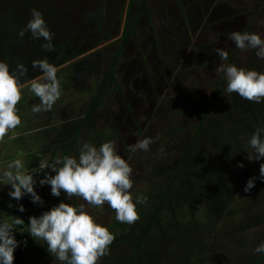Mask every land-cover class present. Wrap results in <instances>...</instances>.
I'll return each instance as SVG.
<instances>
[{
    "label": "rangeland",
    "instance_id": "374dc122",
    "mask_svg": "<svg viewBox=\"0 0 264 264\" xmlns=\"http://www.w3.org/2000/svg\"><path fill=\"white\" fill-rule=\"evenodd\" d=\"M44 2L55 10L49 20L43 18L54 34L51 52L42 49L41 45L46 43L43 38L33 39L30 32L19 38V31L31 19L30 10L20 5V0H0V36L10 38L9 58L1 56L0 61L6 62L10 71H15L21 63L29 70L33 61L45 57L56 66L57 53L64 45L86 41V51L56 66L58 79L65 75L70 79L61 82V96L50 111L33 113V105L40 101L28 88L23 90L22 109L26 110L24 118L21 116L23 126L35 127L43 119L37 128L49 122L58 134L82 121L102 75L111 71L114 60L119 59L113 88L81 130L71 157L79 159L85 143L99 148L105 142L115 141L118 154L133 169L134 184L130 191L134 200L143 197L146 203H142L152 207L160 197L166 196L169 187L183 195L172 214H167L172 225L166 232L153 239L148 237L146 245L142 239L143 243L134 246V242H124L128 230H118L109 254L99 264H126L130 253L137 264H264V253L254 252L264 242V181L259 178L264 159L249 161L246 157L254 150L234 141L239 132L233 123L239 118L252 121L253 116H242V105L247 100L236 93L225 94L226 88L222 87H227V80L223 73L215 71L222 63H228L264 73V59L256 56L257 49L242 51L229 39V34L235 31L257 33L264 39V0ZM98 6L103 15L97 18L104 16V21L96 33L89 30L91 25L86 19ZM125 36L127 41L123 43ZM216 48L228 52L226 62L215 53ZM78 52L79 49L74 50ZM40 75L38 69L27 81ZM107 87L105 84L104 88ZM169 92H176V99H180L175 101L176 105H171L173 101L168 103ZM247 104L264 107V102ZM231 111L235 114L230 115ZM259 120L264 128V121ZM203 124H206L204 129ZM240 124L242 131L250 132V127L244 129ZM48 134L46 129L37 132L32 128L29 132L35 138L45 137L43 142L54 137ZM238 137L243 140L242 136ZM145 138L153 141L149 151L130 150L131 145ZM28 140L25 135L17 141L24 146ZM40 148L35 139L31 147L24 149L23 157L42 151ZM54 156L59 154L54 152ZM240 163L243 168L238 167ZM252 177H257L255 186L245 192ZM11 190L10 185L4 190L0 188V215L16 211L21 204V200L9 197ZM206 195H219L223 211L209 213ZM43 201L40 215L61 202L75 206L85 203L101 226L108 228L116 220L114 210L107 203L92 207L75 196L69 200L63 191L60 197H54L51 187ZM130 227L127 229L133 231ZM142 227L143 224L138 226L136 233ZM133 236L138 235L133 232ZM15 238L20 242L17 248L21 253H14V264H61L52 253L49 256L46 241L32 237L29 228ZM174 238H178L177 246ZM198 240L205 249L199 246L195 253L193 244ZM37 254L43 255L34 258Z\"/></svg>",
    "mask_w": 264,
    "mask_h": 264
},
{
    "label": "clouds",
    "instance_id": "9594fccd",
    "mask_svg": "<svg viewBox=\"0 0 264 264\" xmlns=\"http://www.w3.org/2000/svg\"><path fill=\"white\" fill-rule=\"evenodd\" d=\"M31 19L18 33L23 39L27 32L33 39L46 41L41 47L45 51L53 50V33L50 32L42 13L31 9ZM229 39L242 51L257 49L256 56L264 59V39L257 33L235 31L229 34ZM215 53L226 62L228 52L216 48ZM32 67L39 69L42 75L25 83L28 69L21 63L15 71H10L6 62L0 61V142L5 136L21 124L17 105L22 99V93L28 88L40 103L33 105V113L50 111L61 96V83L57 77L58 67L49 63L48 58L35 60ZM217 74L223 73L227 80L225 94H238L242 99L260 104L264 102V73L255 70L238 68L235 65L222 63L215 69ZM264 128H257L248 139V146L254 150L246 157L249 161L264 159ZM153 141L150 138L139 140L130 150L149 151ZM58 165H62L58 167ZM238 167L243 168L242 163ZM8 170L0 175V183L11 185L9 197L20 201L25 195L31 196L33 204L43 205L44 201L34 190L37 180L34 176L41 173L44 178L39 184L50 185L51 195L60 197L63 191L67 198L75 196L92 207H102L107 203L114 210L116 220L122 224L132 225L139 219L138 203H146L143 197L134 201L131 189L133 169L129 163L118 154L115 141L103 143L99 148L85 143L80 150L79 159L70 156L57 157L54 163L41 160L38 168L30 171L24 169L21 159L8 164ZM51 169L55 175L45 172ZM259 178L264 181V163L260 164ZM257 177L247 181L245 192L255 186ZM13 205L9 204V207ZM18 211L24 212L20 205ZM24 221L16 217L12 223H0V264H14V252L19 243L14 235V225H22ZM29 234L32 237L46 241L48 252L52 253L61 264H99L102 257L109 254V247L116 239L107 227L98 224L85 203L79 206L61 202L39 217H29ZM27 244V241H24ZM254 252L264 253V242H261Z\"/></svg>",
    "mask_w": 264,
    "mask_h": 264
},
{
    "label": "trees",
    "instance_id": "16d2710c",
    "mask_svg": "<svg viewBox=\"0 0 264 264\" xmlns=\"http://www.w3.org/2000/svg\"><path fill=\"white\" fill-rule=\"evenodd\" d=\"M98 3L100 4V1H98ZM20 5H22L24 8L29 9V10L37 9L38 11H40L42 13L43 18L45 20H49L51 18V16L53 15V13L55 12V10L49 8L50 6L45 5L44 0H20ZM99 14L103 15V11H102L101 6L94 7L90 12V16L87 17L88 19H86L87 20L86 23H89V25H91L89 30L92 32H96V33L100 32L101 24H102L101 21H104V16H102L101 19H98L97 16H100ZM9 41H10V38L0 36V57L2 56V57L9 58V56H8L9 48H10ZM126 41H127V37L125 36L123 38L122 42L126 43ZM86 44H87L86 41H83V42L80 41L79 43H77L74 46L73 45H64L62 47V49L60 51H58V53H57L59 55L57 56V59H56V66L64 64L65 62L70 61L72 58H74L78 54L85 52L86 51ZM84 46H85V48H84ZM76 49L77 50L79 49L78 53H74V50H76ZM113 63H114V66L112 67V70L108 71L106 74L102 75L100 84L97 85L95 93L92 95L91 100L85 109V113H84V116L82 117V121H77L74 124H72L69 129L59 133L57 135V138L54 140V141H56V144H57L53 148L54 151L55 150L60 151L59 156H57V157H60V158H62L63 156H70L71 157V155L73 154V147L75 146L76 139L80 135L81 130L84 129V127L88 123V121L91 120V116L94 114L95 111L98 110L100 105L103 104V100L107 97L108 93L112 90L113 78L116 76V73H117L116 68L119 65V59L114 60ZM23 65H24V63H23ZM36 70H38V69H35L31 66L27 72L28 75L26 74V76L22 77L21 79L24 82H27V79L30 75L32 76V75L36 74ZM69 79H70V76L65 75L62 78H60L59 80L61 83L62 81L67 82V81H69ZM105 84H108L107 88H104ZM225 88L226 87H222V89H225ZM115 89L119 93H121V89L119 87L115 86ZM102 90H103V92H102ZM216 101H219L218 97H216ZM248 102L249 101H247L246 104L242 105V108H243L242 109V112H243L242 116H244V117L246 115L253 116L252 121H250L248 119L239 118V120H237L239 123L238 122L233 123L235 131L239 132L237 137L242 136V139H243V140H241V139H239V137L237 139L236 136L232 135L233 137H236V140H234V141H236V143L239 145L242 143V145H244V147L248 146V141H246V140H248L250 138L251 133L253 134V132L257 128H263V125L259 119L264 121V115L262 114L264 112V107L263 108L261 107L262 108V110H261V108H258L256 105L247 104ZM192 104H193V102H192ZM239 106H241V105H239ZM234 114H235L234 111H231L230 115H234ZM240 123H242L244 129L246 127H250L249 128L250 132L245 133L244 131H242ZM247 124H248V126H247ZM205 126H206V124H203L202 128L204 129ZM202 133H204L203 130H202ZM247 137H248V139H247ZM66 138H68V139L66 140ZM262 138H264V133H262ZM190 148H191V146H190ZM190 148L187 152L190 151ZM47 149L43 148V151H40L36 154H30L26 157V164H27L26 170L27 171H30L32 168H38L40 161L43 160V158L49 152ZM56 158H55L54 153H53V156L48 159V162L54 163ZM60 166H62V165H58V167H60ZM45 172L48 174H51L53 176L55 175V173L52 172L51 169H45ZM44 174L45 173H41L37 176H34V179L37 180V183L34 186V190L37 192V194L38 193L40 194V197L42 200L45 199V194L47 195L48 192H50V187H51L50 185L41 186L39 184V180L44 178ZM167 190H165V191H167L166 196L160 197V200L157 201L152 207H150L149 204H144V203H138L137 204V210H138L140 219L136 223L132 224V227H130V225H128V224H122V223L118 222L117 220H114V222H112L110 224V227H108L109 231H111L115 235V237H117L119 231L126 232L128 230V232H130L131 236L127 232V234H126L127 240H125L124 242H134L133 243L134 246H137L139 243L141 244L143 242H144L143 244L146 245L145 243H146L148 237H151L152 239L154 236L159 237V235H161L167 231L166 228L169 225H172V221H171L172 219L167 214H170V215L172 214V210H174L175 204L177 202H179L181 200V198L183 197V195H180L179 192H174L172 189H170V187ZM219 200H220L219 195H216V196H210V195L207 196L206 195L205 196V202L207 204V208H208L209 213L219 214L220 212L223 211L224 205ZM20 205H23V207L25 208L24 212L18 211V208H19L18 207L17 210L14 212L11 211V212L7 213L6 215H0V223H3L5 221L12 223V221L16 217H18L24 221V223L22 225H14L13 226L14 227V235L21 233L23 230L29 228V217H31V216L39 217L40 216V207H39L40 204H33L31 202V196L30 195H25L21 199ZM250 209H251V207H250ZM142 224H143L142 229L140 230V232L136 233L135 229L138 228V226H140ZM127 227H130L131 229H133V231H131L130 229H127ZM133 232L135 235H138V236L134 237ZM123 236H125V234ZM142 239H144V241ZM141 240L143 242H141ZM173 241L176 243V246L179 244L178 238H174ZM199 246L202 247V249H205V245L202 244V242H199V240H198L197 244H195V243L193 244V247L195 248L194 249L195 253H196V248ZM18 252L21 253L20 248L19 249L17 248L14 253H18ZM48 254L50 256L49 252H48ZM41 255H43V254H37L34 256V258L41 256ZM130 255H131V253L129 254L128 258L126 259V264H137L136 260H134L132 257L130 258ZM36 263L42 264L39 262H36Z\"/></svg>",
    "mask_w": 264,
    "mask_h": 264
},
{
    "label": "crops",
    "instance_id": "0c3cea01",
    "mask_svg": "<svg viewBox=\"0 0 264 264\" xmlns=\"http://www.w3.org/2000/svg\"><path fill=\"white\" fill-rule=\"evenodd\" d=\"M174 93H176V92H169L168 93L169 94V97H170V100H169L168 103L171 104L172 101H173V103L171 105H173V104L176 105L175 104V101L177 99L180 100L179 98L176 99L177 96ZM23 100L24 99H21V101L19 102V105H17V106H19L17 108L19 110L18 111V115L20 116V118H21V116L24 118V114L26 112V110L24 111L22 109L23 108V104H22V101ZM163 113L166 114L167 112H163ZM159 114H162V113L159 112ZM23 118H21V124H20V126H18L16 129L12 130V132L10 131L8 133V135L5 136L4 140L2 142H0V175H2V173L5 170H8L7 169L8 164L11 163L12 161L16 160V159H21L22 160V162L24 164V169L26 170V166H25V163H26L25 160L26 159L23 157L24 156V149H26L28 147H31V143H34L35 139L37 140V145L38 144L40 145V147H41L40 149H42V151H43V148L44 149H47L48 148L47 150L50 152V150H52L54 148V146L57 145L56 144V141H54V140L57 138V135L59 133L57 134V130L54 129L52 126H50L49 122L43 128H37L38 125H39V123H42L43 122V119L38 120L36 122L35 127L32 126L33 124H31L29 126H23V122H22V119ZM32 128H34L37 132H40V131H43V130L46 129L47 132H50V135L52 133L54 137L52 139H50V141L49 140H46L45 142H43L44 139H45V137L41 139V137H42L41 135H37V138H35V136H33V135H29V132H30V130ZM25 135L28 136L30 140L26 141L25 144H24V146H22V143H20L17 140L23 138ZM50 135L48 134L47 136H50ZM67 139L68 138H66V140ZM15 140H16V142H15ZM7 142H10V145L6 146L7 145ZM38 152H40V151H38ZM38 152H36V153H38ZM54 152H55V154H59L60 151L59 150L53 151L52 154L49 155L48 158H45L44 157L43 160L44 159L48 160L49 158H51L53 156V153ZM36 153H33V154H36ZM6 186H9V185H6V182L5 183H1L0 188H2L4 190V187H6Z\"/></svg>",
    "mask_w": 264,
    "mask_h": 264
}]
</instances>
